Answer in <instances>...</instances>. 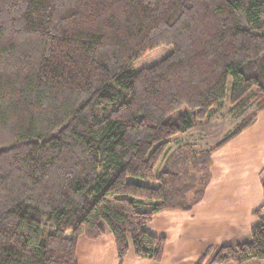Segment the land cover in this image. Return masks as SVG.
Returning a JSON list of instances; mask_svg holds the SVG:
<instances>
[{
	"label": "trees",
	"instance_id": "16d2710c",
	"mask_svg": "<svg viewBox=\"0 0 264 264\" xmlns=\"http://www.w3.org/2000/svg\"><path fill=\"white\" fill-rule=\"evenodd\" d=\"M227 101L256 110L211 150L172 149ZM263 111L264 0H0V264H78L79 239L106 231L119 264L160 263L145 226L193 211L212 156ZM262 211L196 264L264 262Z\"/></svg>",
	"mask_w": 264,
	"mask_h": 264
},
{
	"label": "crops",
	"instance_id": "0c3cea01",
	"mask_svg": "<svg viewBox=\"0 0 264 264\" xmlns=\"http://www.w3.org/2000/svg\"><path fill=\"white\" fill-rule=\"evenodd\" d=\"M185 144L195 147L199 143ZM262 170L264 111L249 129L212 156L211 183L193 211L161 212L145 226L149 234L167 240L162 261L137 259L130 253L124 264H196L210 247L249 240L251 229L257 224L253 214L264 206ZM77 261L78 264H119L113 235L106 231L96 241L80 238Z\"/></svg>",
	"mask_w": 264,
	"mask_h": 264
},
{
	"label": "rangeland",
	"instance_id": "374dc122",
	"mask_svg": "<svg viewBox=\"0 0 264 264\" xmlns=\"http://www.w3.org/2000/svg\"><path fill=\"white\" fill-rule=\"evenodd\" d=\"M172 53L171 48L161 47L155 51L147 54L145 57L136 62L132 68L134 71H138L143 68L151 67L163 59L167 58ZM231 107L227 101L221 110L213 112L211 117L204 122L202 125L198 126L194 130L190 131L185 137H176L172 140V149L177 148L178 146L185 143L198 142V145H195L196 151L201 150H211L219 142H221L227 135H229L234 128L240 124L241 120L244 117H247L256 110V107L249 109L243 118L237 119L231 113ZM100 116V115H99ZM155 185V184H153ZM263 194V193H262ZM262 211V219L264 220V206ZM258 209V210H260ZM257 210V211H258ZM254 215V214H253ZM255 216V215H254ZM257 219V223L259 219ZM250 264H264V262L253 260Z\"/></svg>",
	"mask_w": 264,
	"mask_h": 264
}]
</instances>
